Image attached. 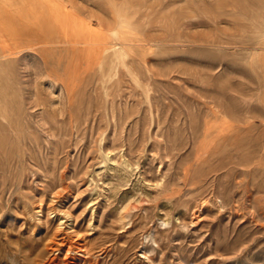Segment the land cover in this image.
<instances>
[{
    "label": "rangeland",
    "instance_id": "1",
    "mask_svg": "<svg viewBox=\"0 0 264 264\" xmlns=\"http://www.w3.org/2000/svg\"><path fill=\"white\" fill-rule=\"evenodd\" d=\"M0 264H264V0H0Z\"/></svg>",
    "mask_w": 264,
    "mask_h": 264
},
{
    "label": "bare ground",
    "instance_id": "2",
    "mask_svg": "<svg viewBox=\"0 0 264 264\" xmlns=\"http://www.w3.org/2000/svg\"><path fill=\"white\" fill-rule=\"evenodd\" d=\"M7 6V5H6ZM8 11V10H7ZM7 13V12H6ZM8 15H9V13H8ZM19 19V18H18ZM36 27V26H35ZM36 28H38V26L36 27ZM40 29V27L38 28V30ZM33 31V30H32ZM6 32V31H5ZM41 32V31H40ZM2 33H4V32H2ZM34 33V32H33ZM32 32H31V39L35 36V34H33ZM37 33V32H36ZM5 34V33H4ZM39 34H41V33H39ZM37 35V34H36ZM36 40V39H35ZM90 41H92L91 39H90ZM85 42V41H84ZM87 42H88V40H87ZM90 43V42H89ZM124 43H126V41H125V39H123L122 37L119 39V42H118V44L119 45H124ZM127 43H128V41H127ZM124 49V48H123ZM131 50H132V48H131ZM129 51V50H128ZM3 113H5V111L3 112ZM2 117V116H1ZM2 119H4V118H2ZM9 119V118H8Z\"/></svg>",
    "mask_w": 264,
    "mask_h": 264
}]
</instances>
